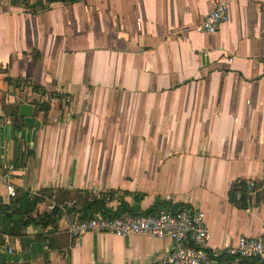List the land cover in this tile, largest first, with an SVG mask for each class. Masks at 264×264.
I'll return each mask as SVG.
<instances>
[{"label": "crops", "instance_id": "0c3cea01", "mask_svg": "<svg viewBox=\"0 0 264 264\" xmlns=\"http://www.w3.org/2000/svg\"><path fill=\"white\" fill-rule=\"evenodd\" d=\"M218 1L0 0V151L17 169L0 166V205L15 204L11 182L40 200L34 217L62 211L55 228L23 231L26 248L3 237L14 256L50 244L17 264H157L173 251L168 238L72 239L95 201L119 216L159 214L168 197L197 207L212 248L264 235V193L236 198L264 181V0H228L229 21L199 32Z\"/></svg>", "mask_w": 264, "mask_h": 264}, {"label": "built area", "instance_id": "2783aa9c", "mask_svg": "<svg viewBox=\"0 0 264 264\" xmlns=\"http://www.w3.org/2000/svg\"><path fill=\"white\" fill-rule=\"evenodd\" d=\"M230 19L228 0L217 2L215 9L197 26L201 33L215 34ZM0 166L6 171L5 178L15 174V165L0 151ZM8 195L18 198L13 183L7 182ZM264 193V181H249L240 188L238 200L251 199ZM159 214L137 213L120 216L98 212L92 218L70 222L68 232L72 239L80 240L87 234H113L150 236L172 240L173 251L157 264H264V235L256 238L241 236L236 242L221 248H212L205 213L194 206H178L172 198ZM16 206H19L16 203ZM55 206L51 207L54 210ZM0 254L14 255L11 248L0 247Z\"/></svg>", "mask_w": 264, "mask_h": 264}, {"label": "trees", "instance_id": "16d2710c", "mask_svg": "<svg viewBox=\"0 0 264 264\" xmlns=\"http://www.w3.org/2000/svg\"><path fill=\"white\" fill-rule=\"evenodd\" d=\"M58 1L61 0H52V2ZM16 203L19 206H16ZM39 204V199H30L29 195L25 193L22 197H18L12 206L0 205V244H3V237L9 235L20 238L26 248L31 242L23 232L26 228L30 226L41 227L42 229H47L48 227L55 228L59 217L62 215V211L57 208L50 215L34 217ZM84 212L85 217L79 219V221L90 219L98 212L107 213L106 202L95 201ZM116 216H119V214H116Z\"/></svg>", "mask_w": 264, "mask_h": 264}, {"label": "water", "instance_id": "95a60500", "mask_svg": "<svg viewBox=\"0 0 264 264\" xmlns=\"http://www.w3.org/2000/svg\"><path fill=\"white\" fill-rule=\"evenodd\" d=\"M20 116L22 118H25V126L27 127L29 132H34L35 128H36V121L33 118V107L30 105H21L20 106ZM8 136L7 139L11 140V135H12V128L9 127L7 130ZM35 134V132H34ZM23 134H19L18 132L15 133L16 137H20L23 138V136H21ZM4 143V141H3ZM4 145V144H3ZM2 145V146H3ZM50 247L49 243L46 244H34L30 251L20 255V256H14L11 254H0V264H6V263H20V262H31L34 259H36V257L39 254H42L44 252L45 249H48Z\"/></svg>", "mask_w": 264, "mask_h": 264}]
</instances>
